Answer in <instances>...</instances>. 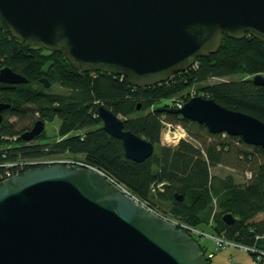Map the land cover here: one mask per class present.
I'll return each mask as SVG.
<instances>
[{
  "label": "water",
  "instance_id": "obj_1",
  "mask_svg": "<svg viewBox=\"0 0 264 264\" xmlns=\"http://www.w3.org/2000/svg\"><path fill=\"white\" fill-rule=\"evenodd\" d=\"M0 19L20 43L59 52L80 72L123 77L134 88L187 72L219 50L222 32L264 43V0H0ZM27 82L9 67L0 70L1 84ZM39 82L50 88L46 78ZM252 84L264 88V76L253 75ZM8 107L0 104V125ZM155 111L264 150L262 121L212 99L194 96L178 110ZM97 112L126 159L138 163L153 155L155 147L124 130L105 106ZM44 126L37 120L20 140L32 142ZM222 219L235 221L230 214ZM0 264L207 263L186 231L136 205L98 172L52 164L0 181Z\"/></svg>",
  "mask_w": 264,
  "mask_h": 264
},
{
  "label": "trees",
  "instance_id": "obj_2",
  "mask_svg": "<svg viewBox=\"0 0 264 264\" xmlns=\"http://www.w3.org/2000/svg\"><path fill=\"white\" fill-rule=\"evenodd\" d=\"M222 36L219 50L198 58L195 69L170 77L166 84L134 88L123 77L80 72L59 52L20 43L0 19V70L6 66L28 79L26 85L0 83V104H9L0 125V174L3 165L16 160L69 155L113 178L161 217L264 250V150L153 109L157 101L194 87L203 98L264 123V88L252 84L253 75L264 76V43L248 35L241 40L224 32ZM41 78L50 82L49 89ZM54 87L63 92H53ZM100 106L118 116L124 130L155 147L148 160L125 158L121 142L103 130ZM35 116L45 123L59 120L55 137L49 139L44 130L30 143L20 140ZM162 119L182 124L189 141L162 146ZM216 167L237 170L245 182L237 183L231 174L212 175ZM161 184L168 187L159 189ZM175 193L183 200H175ZM227 214L235 219L231 225L222 219ZM193 240L212 264L221 251L208 258L207 251L213 252L209 243Z\"/></svg>",
  "mask_w": 264,
  "mask_h": 264
},
{
  "label": "built area",
  "instance_id": "obj_3",
  "mask_svg": "<svg viewBox=\"0 0 264 264\" xmlns=\"http://www.w3.org/2000/svg\"><path fill=\"white\" fill-rule=\"evenodd\" d=\"M196 64L191 67V69H195ZM167 83V82H166ZM162 83V84H166ZM159 84V85H162ZM198 96L197 91L195 90H189L187 94H179L178 96H173L167 99L168 106L174 109L181 108L189 98ZM162 130L160 133L161 136V145L165 147H174L177 145L181 140L189 141V135L187 134L184 126L179 123L174 122H168L165 119H162L161 121ZM52 164H60L65 165L71 169L74 168H81V169H88L94 172H98L102 177L109 181V183L114 186L117 190L121 191L128 199L133 201L136 205L141 206L148 212H152L161 219L163 218L166 221L171 222L172 224L176 225L179 229H182L183 231H186L192 238H199L201 242H210L213 245V252L208 251V257L212 258L214 256V252L218 251H225L228 249H233L236 251H243L247 254H251L253 256V261L256 264H264V250L257 248L255 245L247 246L244 243H237L232 240L225 239L222 235H215L208 231H202L199 228L190 227L187 225H181L178 221L175 220H169L165 217H161L158 215L156 211H154L152 208L148 206L144 201H139L136 196H134L131 191H127L121 184L114 181L113 178H111L108 175H105L103 172L99 171L98 169H95L94 167L84 164L82 161H79L77 159H73L72 157H67L66 155L63 156H57V157H41L37 159H20L16 160L14 162H10L9 164L3 165L2 167L5 168V171L0 174V181L9 179L12 176L18 175L23 171L31 170V168L36 167H42L46 165H52ZM248 176L249 173L246 174ZM264 237V235L262 236ZM259 239V237H256Z\"/></svg>",
  "mask_w": 264,
  "mask_h": 264
},
{
  "label": "rangeland",
  "instance_id": "obj_4",
  "mask_svg": "<svg viewBox=\"0 0 264 264\" xmlns=\"http://www.w3.org/2000/svg\"><path fill=\"white\" fill-rule=\"evenodd\" d=\"M191 89L192 90H195L194 87H191L189 90H191ZM189 90L186 93H188ZM52 91L53 92H57V93L63 92V90L61 88L59 89L57 87H54ZM178 95H179V93H178ZM178 95H174V96H178ZM167 99L157 101V103L153 106V109L165 108L168 105ZM33 120L36 121V116H35V118H33ZM58 125H59V120L58 119H54L51 122H46L45 123L44 130H46V134H47V136H48L49 139L55 137V134L57 132ZM162 128H161V130H162ZM224 135H226V134H224ZM66 156L71 158V156H69V155H66ZM236 171L237 170H232V169H229L228 167H216V168H214L211 171V173H212V175L216 174V175L221 176V177H225L226 174H231V175H233L235 177V181L237 183H243V182H245L243 176L240 175L239 173H237ZM212 209L214 210V203H212ZM260 218H262V215H259L256 220H259ZM228 250H233V249H228ZM228 250L221 251V253L228 252ZM245 254H247V253H245ZM247 255L253 259V256L251 254H247ZM219 260H220V258L217 257V256H215V258L212 259V264H220Z\"/></svg>",
  "mask_w": 264,
  "mask_h": 264
},
{
  "label": "crops",
  "instance_id": "obj_5",
  "mask_svg": "<svg viewBox=\"0 0 264 264\" xmlns=\"http://www.w3.org/2000/svg\"><path fill=\"white\" fill-rule=\"evenodd\" d=\"M218 255L220 264H256L251 257L242 251L228 250L225 253L219 252Z\"/></svg>",
  "mask_w": 264,
  "mask_h": 264
},
{
  "label": "bare ground",
  "instance_id": "obj_6",
  "mask_svg": "<svg viewBox=\"0 0 264 264\" xmlns=\"http://www.w3.org/2000/svg\"><path fill=\"white\" fill-rule=\"evenodd\" d=\"M176 75V74H175ZM175 75H173V76H175ZM172 77V76H171Z\"/></svg>",
  "mask_w": 264,
  "mask_h": 264
}]
</instances>
